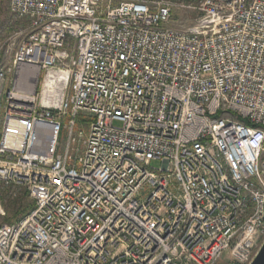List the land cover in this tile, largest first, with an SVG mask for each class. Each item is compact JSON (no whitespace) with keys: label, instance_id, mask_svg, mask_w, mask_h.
Masks as SVG:
<instances>
[{"label":"built area","instance_id":"1","mask_svg":"<svg viewBox=\"0 0 264 264\" xmlns=\"http://www.w3.org/2000/svg\"><path fill=\"white\" fill-rule=\"evenodd\" d=\"M176 8L199 15L172 28ZM9 9L28 28L0 67V187L35 207L0 225V264H250L264 244V0Z\"/></svg>","mask_w":264,"mask_h":264},{"label":"rangeland","instance_id":"2","mask_svg":"<svg viewBox=\"0 0 264 264\" xmlns=\"http://www.w3.org/2000/svg\"><path fill=\"white\" fill-rule=\"evenodd\" d=\"M9 7L10 0H0V67L11 65L17 47L27 35L28 21L13 19ZM198 15L197 9L176 8L170 26L182 30L191 26ZM115 125L121 124L116 122ZM65 141L66 136H63V145ZM151 166L160 168L161 162L153 161ZM32 205L33 200L24 187L13 184L0 187V225L17 221L28 213Z\"/></svg>","mask_w":264,"mask_h":264},{"label":"water","instance_id":"3","mask_svg":"<svg viewBox=\"0 0 264 264\" xmlns=\"http://www.w3.org/2000/svg\"><path fill=\"white\" fill-rule=\"evenodd\" d=\"M250 264H264V244L261 246Z\"/></svg>","mask_w":264,"mask_h":264},{"label":"trees","instance_id":"4","mask_svg":"<svg viewBox=\"0 0 264 264\" xmlns=\"http://www.w3.org/2000/svg\"><path fill=\"white\" fill-rule=\"evenodd\" d=\"M34 207H35V203L33 202V205L32 206H30V208H29V211L28 212H30L32 209H34ZM14 222V221H13ZM9 223H12V221H10Z\"/></svg>","mask_w":264,"mask_h":264},{"label":"bare ground","instance_id":"5","mask_svg":"<svg viewBox=\"0 0 264 264\" xmlns=\"http://www.w3.org/2000/svg\"><path fill=\"white\" fill-rule=\"evenodd\" d=\"M27 90H28V88H27ZM30 91H33V88Z\"/></svg>","mask_w":264,"mask_h":264}]
</instances>
